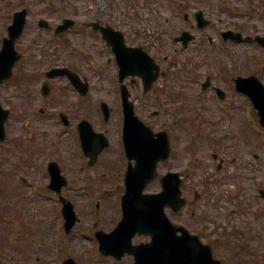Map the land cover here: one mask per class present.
I'll list each match as a JSON object with an SVG mask.
<instances>
[{"label":"rangeland","instance_id":"obj_1","mask_svg":"<svg viewBox=\"0 0 264 264\" xmlns=\"http://www.w3.org/2000/svg\"><path fill=\"white\" fill-rule=\"evenodd\" d=\"M29 1L33 4V8H29L31 13L29 20L47 16L46 14H49L47 11L53 8H47L46 5L58 9L57 14L61 19L70 16L79 22L94 19L100 8L107 9L106 13L99 16L107 15L109 19L114 16L121 18L111 20L122 26L125 21L133 22L141 30L146 31L140 36L139 41L142 42L145 40L144 37H147L146 40L150 39L159 52H175V48L180 44H176L174 39L185 29L196 35L188 49L178 52L184 76L178 83L173 84L171 89H166L168 92H154L156 97L160 96L163 99L171 95L172 100L168 108L161 110L158 123L165 126L170 120L180 116L187 118V125L185 129L182 128V133L178 135L175 131L171 137L174 154L181 151L182 158L188 155V166L185 169L189 175L190 185L200 192V198L195 200L193 190L190 192L189 189L187 196L190 201H197L196 218L200 220L203 219L202 215L207 216L205 228H201L202 235L213 243L215 254L224 258L225 264H264V198L259 193V189L264 188V133H251L245 128L247 116L243 108H231L227 115L216 107L213 100L202 105L198 94L201 81L193 82L195 78H199V74H204L202 76L204 78L209 71L217 73L218 69H221L220 65H225L227 69H233L237 73L252 71L264 76V48L260 44L252 41L228 45L220 34L222 30L232 28L244 34L264 35V0ZM16 9L18 8H13V11ZM197 9H203L206 16L212 20V24L202 29L198 28L194 19V12ZM185 11L190 13L187 20L183 16ZM165 16L170 18L167 29ZM149 34L152 36L149 37ZM195 74L197 77L192 76ZM177 90L185 94L172 95ZM138 94L139 100H143L141 93ZM101 97L115 107L112 118L108 121L100 116L97 108V101ZM175 105L180 106L181 115L174 109ZM154 109L158 107L138 108V111L142 117L151 119ZM143 111L145 113H142ZM119 118L116 91L94 90L90 120L97 130L105 128L110 130L113 144L92 166L85 161L83 153L78 152L75 155V151L72 153L69 146L59 147L54 152L49 151V138L58 129V124L55 122L37 124V128L45 134L43 140L45 146L41 148L39 157H36L39 162L34 160L32 164L33 170L37 172L35 179L48 182L41 170L56 154L62 153L65 163L75 164V170L68 172V176L72 178L71 186L76 190L69 189L68 192L73 194L72 200L81 221L70 235H66L61 228L60 204L52 198L43 202L41 199L32 200L30 193L37 182L34 179L36 182L26 189L30 198L23 197L21 172L15 167L5 170L3 162L0 163V175L5 170L2 175L5 187L3 188L0 183V207L3 214L0 236L5 234L4 245L0 243V264H37L38 258L46 264H57L66 255L75 256L79 264L102 263L99 243L93 234L92 225L95 220H99V227L107 230L121 217L120 194L124 191V183L121 173L122 160L119 156ZM191 118L199 124L200 129H196L193 123L189 122ZM168 127L170 128V125ZM251 128L254 132L260 131L255 123L251 124ZM11 132L15 138H22V124L13 120ZM14 146L18 147V144ZM16 151L19 152L18 149ZM214 152H220L227 160L222 171L217 169L218 161L213 158ZM18 155L17 160L27 167L22 160L26 159V156L20 153ZM234 157L237 160L236 164L231 162ZM172 164H175V161L162 162L159 167L160 174ZM213 176L215 178L222 176V179L216 181ZM206 177L209 182L214 181L210 189L206 187ZM160 188L159 177L148 186L149 191ZM5 197L9 199L10 210L6 208L8 203L5 202ZM167 211L170 214V209ZM191 211L192 207L186 208L180 216L170 215L175 220L186 221L194 231H197L199 225L196 218L192 216L190 218ZM10 217L14 219L12 227L8 225ZM23 220L33 225L34 229L33 234L28 233L25 239H22L21 233ZM236 230L237 234H233ZM243 242L248 245L246 250L239 248V244Z\"/></svg>","mask_w":264,"mask_h":264},{"label":"flooded vegetation","instance_id":"obj_2","mask_svg":"<svg viewBox=\"0 0 264 264\" xmlns=\"http://www.w3.org/2000/svg\"><path fill=\"white\" fill-rule=\"evenodd\" d=\"M12 7L13 5L9 1H6V4L0 5V8ZM102 23L107 24L108 22L102 21ZM45 25L47 26L45 28L28 27L24 31L26 36L17 40L16 48L22 56L14 65L13 76L0 85V102L8 109L25 108L22 111L21 118L25 119L27 125L30 123L35 125L43 119L37 111H40L41 114H48L50 110L56 109L61 119L62 113H65V121H67L68 125L72 126L71 136L76 140V129L78 130L79 122L91 115L94 90L102 91L106 89L110 92V87L117 88L115 85L104 84L103 81V77L107 75V68L103 66L102 59L109 52L112 54V49L105 44V48L100 50L97 41L99 43L102 40V36L99 31H93L91 28L87 31L89 36L83 37L81 36L82 33H78L75 28L59 33L56 30L58 23L50 22L45 23ZM0 28L6 33L8 23L1 21ZM125 32L130 45L140 34L139 30H125ZM2 39L1 37L0 48L2 46ZM81 51L88 54L87 60L92 61L93 57L90 54L96 56L94 58L95 67L88 64L84 67L83 64H80L79 56L81 55ZM110 59H113V57ZM164 59L160 64L162 72L166 73L159 78L160 80L158 79V82L154 83V88L157 85L169 86L173 82L172 66L177 65V62L173 58H166V56ZM65 66H68L80 75L82 79L80 82L83 85L80 91L71 84L66 76L47 77L49 70ZM116 67L117 65L114 68L116 69ZM238 75L223 74L220 71L217 75L210 73L206 77H209L211 87L216 89V87L220 86L225 90L224 102L248 106L251 104L249 97L236 90L235 78ZM94 79L98 80L99 83L97 85L94 84ZM126 84L133 93L145 92L143 78L140 76L127 78ZM85 87H87V90L83 91ZM154 88L150 92H153ZM10 120L11 118L6 123V138L3 142H0V154L11 152L12 150V139L8 135V130L11 126ZM150 124L155 128L152 123ZM43 140L44 137L36 135L35 139L30 142V146L37 149ZM174 160L176 164L174 168L181 170L183 167H187V161L181 155ZM221 161L222 165L220 168H223L225 159L221 157ZM185 190L186 185L184 186ZM199 231L202 234L203 230L199 229ZM38 264L44 263L38 262ZM110 264H120V261L113 259ZM126 264L132 263L128 262Z\"/></svg>","mask_w":264,"mask_h":264},{"label":"water","instance_id":"obj_3","mask_svg":"<svg viewBox=\"0 0 264 264\" xmlns=\"http://www.w3.org/2000/svg\"><path fill=\"white\" fill-rule=\"evenodd\" d=\"M199 16L202 18V12H199ZM16 20L17 25L15 27L19 34L26 20V10L20 11ZM228 34L241 38V34L233 32ZM182 39L187 41L188 37L183 36ZM126 49L133 53L138 50L137 48ZM145 57L149 59L148 56ZM142 58L144 57H140L136 62L121 59L123 76L135 72L143 73V71L148 73V70L155 66L152 59H149L148 63ZM143 64L146 65L143 67ZM241 80H238V86L243 85V90L246 88V91L252 95L258 108L260 122L264 125V86L255 76L247 79L249 82L253 80L252 87H249L251 84L247 80H245L246 83ZM128 111L129 113L126 114V141L131 157H136L138 163L127 173V192L123 197L124 218L112 233L108 235L102 231L98 233L103 249L107 245L113 246L114 239H118L115 244L120 245L128 241V245H130L132 237L139 230L140 232L151 233L153 236V241L148 244L149 247L143 250L148 251L150 255L146 254L143 260L140 259V264H184L187 260L194 264H220L218 260L213 258L210 247L200 243L196 236H191L188 233L178 236L176 234L178 228L174 227L166 216L164 210L166 205L170 204L178 209L184 201L180 198L179 186L174 184V175L169 174L163 177L164 190L162 192L150 195L143 193L147 182L155 175L158 160L168 154V141L165 135L156 141L152 140L144 131L143 124L134 116L131 106L128 107ZM106 144L105 141L100 149ZM100 149H97L98 153ZM171 181H173L172 185ZM261 192L264 195V190ZM65 213L68 219L67 229L70 230L77 219L73 206L69 204L65 207ZM105 236L110 239L107 240ZM109 251L115 252L116 249ZM67 262L68 264H75L73 259Z\"/></svg>","mask_w":264,"mask_h":264}]
</instances>
